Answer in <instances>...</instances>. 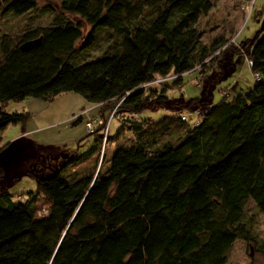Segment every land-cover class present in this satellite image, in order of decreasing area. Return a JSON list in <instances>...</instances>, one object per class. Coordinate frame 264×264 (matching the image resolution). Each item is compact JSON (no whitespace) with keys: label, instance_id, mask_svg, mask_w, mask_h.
Instances as JSON below:
<instances>
[{"label":"trees","instance_id":"16d2710c","mask_svg":"<svg viewBox=\"0 0 264 264\" xmlns=\"http://www.w3.org/2000/svg\"><path fill=\"white\" fill-rule=\"evenodd\" d=\"M39 1L59 4L50 25L17 44L0 36V104L76 93L100 109L86 152L54 173L35 163L12 179H33L35 191L20 199L0 185V264H226L236 241L252 244L248 202L264 216V31L245 56L249 91L192 101L199 108L184 111L187 121L176 108L152 121L142 113L168 103L169 85L181 88L183 76L219 56L222 43L204 44L198 29L214 0H0V16H23ZM67 15L84 21L88 36ZM82 39L80 50L103 40L100 57L74 61ZM28 118L0 107V132ZM125 131L132 139L105 164L106 144ZM102 149L95 173H66Z\"/></svg>","mask_w":264,"mask_h":264},{"label":"rangeland","instance_id":"374dc122","mask_svg":"<svg viewBox=\"0 0 264 264\" xmlns=\"http://www.w3.org/2000/svg\"><path fill=\"white\" fill-rule=\"evenodd\" d=\"M59 13L58 3L39 1L35 10L23 16L4 14L0 16V36L6 35L17 44L27 31L50 25L53 17ZM67 18L81 25L83 39L88 36L91 29L84 21L74 15H67ZM198 29L203 35L204 44L209 45L215 40L222 43L218 50L219 56L215 55L217 57L202 68L201 73L183 76L181 88H170L172 85L168 84V103L164 107L155 106L143 112L144 119L158 120L170 115L175 108L183 114L190 106L199 108L196 104H190L196 100L216 104L222 100L220 92L224 89L228 90L230 100L252 88L255 78L246 57L249 45L264 31V0H252L249 3L214 0L213 9L200 20ZM83 39L77 44L79 54L74 61L82 63L100 57L104 50L103 40H97L96 45H88L85 46L86 50H80ZM196 79H200L197 83L200 86L193 84ZM92 106L76 93H63L50 102L28 99L0 104L8 114L29 115L24 125H11L0 132V149L3 148L0 151V185L3 189L20 199L25 198L28 192L36 190L35 181L29 177L12 181L13 178L24 175L35 163L44 166L50 163L47 172L54 173L64 165L62 158L78 157L86 152L94 143L87 123L91 118L97 121L99 112L96 116L92 115V111L88 113ZM79 117L82 119L77 122ZM118 129V123L111 122L110 135L115 136ZM132 137L131 132L125 131L112 146L106 144L105 164L118 145L128 144ZM102 153L103 149L89 160L69 166L66 173L77 176L95 173L101 164ZM244 221L251 229L254 242L248 244L236 241L226 264H264V216L251 200L245 208Z\"/></svg>","mask_w":264,"mask_h":264},{"label":"water","instance_id":"95a60500","mask_svg":"<svg viewBox=\"0 0 264 264\" xmlns=\"http://www.w3.org/2000/svg\"><path fill=\"white\" fill-rule=\"evenodd\" d=\"M41 42V39H36V40H32V41H28V42H25L23 44H21L19 46V49L22 51V52H29L31 51L32 49L36 48L39 46ZM252 256V255H250Z\"/></svg>","mask_w":264,"mask_h":264},{"label":"built area","instance_id":"2783aa9c","mask_svg":"<svg viewBox=\"0 0 264 264\" xmlns=\"http://www.w3.org/2000/svg\"><path fill=\"white\" fill-rule=\"evenodd\" d=\"M248 65L250 66L251 63L248 62ZM111 117H112V115H111ZM180 118H181L182 121H187V119H188V117H187L185 114H181V115H180ZM95 122H96V121H93V122H92V121H89V122L87 123V128H88V130H89L90 133L93 132V128H94L93 125H94ZM199 122H200V120H198V119H194L193 122H192V124H193V126H196ZM106 133H107V128H106L104 134L106 135Z\"/></svg>","mask_w":264,"mask_h":264},{"label":"crops","instance_id":"0c3cea01","mask_svg":"<svg viewBox=\"0 0 264 264\" xmlns=\"http://www.w3.org/2000/svg\"><path fill=\"white\" fill-rule=\"evenodd\" d=\"M99 106L98 105H93L92 107H90L89 108V111H88V113H90L91 111L93 112V116H96L97 115V112L99 111ZM97 117V116H96ZM81 118V117H80ZM82 119V118H81ZM93 118H91L90 120H92ZM65 158H67V157H65ZM64 158V159H65ZM63 159V158H62ZM87 160H89V159H87ZM77 164V163H76ZM76 164H73V165H76ZM70 166H72V165H70ZM69 168V166L66 168V172H67V169ZM78 176H83V175H78Z\"/></svg>","mask_w":264,"mask_h":264}]
</instances>
